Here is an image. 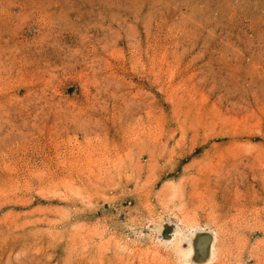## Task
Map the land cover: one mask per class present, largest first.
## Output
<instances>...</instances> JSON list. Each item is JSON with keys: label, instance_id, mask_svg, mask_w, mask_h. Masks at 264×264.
Listing matches in <instances>:
<instances>
[{"label": "rangeland", "instance_id": "1", "mask_svg": "<svg viewBox=\"0 0 264 264\" xmlns=\"http://www.w3.org/2000/svg\"><path fill=\"white\" fill-rule=\"evenodd\" d=\"M0 264H264V0H0Z\"/></svg>", "mask_w": 264, "mask_h": 264}]
</instances>
